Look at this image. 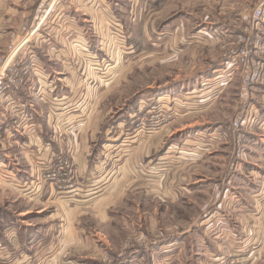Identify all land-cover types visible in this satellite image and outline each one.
<instances>
[{"label": "rangeland", "instance_id": "rangeland-1", "mask_svg": "<svg viewBox=\"0 0 264 264\" xmlns=\"http://www.w3.org/2000/svg\"><path fill=\"white\" fill-rule=\"evenodd\" d=\"M96 2L79 14L85 43L66 37L74 28L62 24L66 54L35 52L30 65L22 54L28 43L10 41L0 55V68L21 62L27 74L33 69L28 78L41 80L32 84L29 106L42 121H35L30 147L15 159L27 177L15 190L0 176L6 181L0 183L6 240L27 226L39 228L27 247L43 228H68L66 238L71 228H90L88 235L93 228H115L119 247H100L82 264H120L131 255L153 264L162 255L154 246L174 240L170 252L181 264H264V146L258 141L264 138V52L251 55L256 40L264 45V0ZM40 39L32 37L29 46ZM245 49L250 52L242 60ZM258 70L263 79L250 82ZM34 131L47 135L45 147ZM145 137V151L133 154L143 163L126 165ZM188 140L196 142L189 155ZM162 155L171 157L159 160L160 173H151L145 164L155 165ZM30 181L41 186L29 187ZM45 185L54 199L35 211L30 192L44 193ZM86 187L104 190V201L64 203L67 191L81 198L75 190Z\"/></svg>", "mask_w": 264, "mask_h": 264}, {"label": "crops", "instance_id": "crops-1", "mask_svg": "<svg viewBox=\"0 0 264 264\" xmlns=\"http://www.w3.org/2000/svg\"><path fill=\"white\" fill-rule=\"evenodd\" d=\"M93 1L94 3L99 0H59L56 5L54 6L52 10V14L50 18L48 19L49 22L45 23L41 26V28L35 32L33 35H31L30 29L33 27V25L37 22V15H36V5L38 0H0V55L4 54L6 50V45L8 42H13L15 44H21L24 40H27L25 47V52L22 51V54L25 55L26 60L30 61V65H32L31 59L35 56V52H37L38 55H44V56H50L52 55H64L66 54L65 45H63V35L61 31H63L65 27H68L70 25L72 28H74L73 32L66 33L65 36H73L79 38L81 33L79 32L80 29V18L79 14L83 15L85 9H90L89 7L92 6L90 2ZM97 3V2H96ZM95 3V4H96ZM98 4V3H97ZM73 11H76L77 14H74ZM81 11V12H79ZM78 16V17H77ZM63 17V18H62ZM66 25L64 27V25ZM70 28V27H68ZM14 29V30H13ZM24 33V35L21 37L20 34ZM14 32L20 33L19 35H15ZM70 34V35H68ZM40 43L38 40L36 42L34 41V47L29 46L31 44L30 39L32 37H41ZM193 36V35H192ZM192 36L189 38L191 39ZM81 37V36H80ZM82 38V37H81ZM80 41L84 42L86 39L83 37ZM59 42V43H58ZM32 45V44H31ZM33 47V48H32ZM42 53V54H41ZM40 58V57H39ZM64 61V60H63ZM62 62L61 65H63V68L65 67ZM28 65L27 63L25 66ZM27 67V66H26ZM31 68V66H30ZM62 68V69H63ZM33 70L32 68L30 71ZM67 70H69L67 68ZM25 77V83L20 88L19 91H11L7 94L5 98H0V176H5L8 178L9 185H11L12 189H18L17 185H21V181L24 177H27L23 175L22 171L19 169L21 166L18 164L15 159L18 160V156L20 153V148L22 147H30L28 144L31 142L30 136H33V130L36 128L34 127L35 121L38 123H41V118H33L34 115L30 111V98L33 95V86L35 83L41 82L36 81L33 78H28L29 73ZM64 70H61L60 73H63ZM34 74V72H33ZM77 74V69L75 72V75ZM35 93V92H34ZM24 96V97H23ZM28 98V100H27ZM28 104L29 106V112H26L25 109L23 111L21 110L22 107H25ZM33 117H32V115ZM26 121L25 123H22ZM22 124V125H21ZM264 128V122L261 123ZM27 127V128H26ZM37 133L36 131H34ZM40 131L36 135H38ZM42 133V132H41ZM40 133V135H41ZM38 135L39 141L42 143L43 147H45V143L42 140V137ZM26 136V137H25ZM134 136V135H132ZM142 137V136H141ZM142 139L138 146H135V149L132 150V156L128 157L126 159V165L130 166L132 164H135V162L139 163L141 161V164L143 163L142 159L135 160L133 157V154L137 152H144L146 146L144 145V140ZM23 141V144H20V142ZM131 140L130 142H132ZM147 141V140H146ZM190 141V142H189ZM258 141L261 145L264 146V138H259ZM28 142V143H27ZM192 142V144H191ZM195 141L194 140H188V144L192 147L187 148L188 154L192 153V150L195 149ZM198 143V142H197ZM175 147V145H172ZM149 147V146H148ZM147 147V149H148ZM131 147V149H133ZM126 150L129 148H125ZM23 150H26L25 148ZM31 150V149H30ZM173 151H177L179 153H182L181 149H174ZM168 152H172L170 149H165L164 154H169ZM26 153V152H25ZM171 156L169 155H162L158 157V159L155 162V165H149L145 164L148 170L151 173H160V167L163 166L161 163H159V160H164L166 158H169ZM180 157V156H178ZM167 160L166 163H170ZM173 161V160H172ZM84 164V165H83ZM100 164L95 163L94 167L98 166ZM86 166V162L83 161L82 164H77L78 168H81ZM143 169V167H142ZM99 172V176H101L102 171L97 170ZM3 172V173H2ZM0 183L3 186V184L6 182L5 180H1ZM37 183L35 181H30L26 185L29 187H34L38 189ZM0 185V186H1ZM85 186V185H84ZM51 186L45 185L43 186V192L38 190L35 193L31 194L30 192L29 202H32V204H37L35 208L37 210L35 211H41L44 210L47 207V203L43 206V201L47 202L48 199L53 200V194L49 192L48 196L47 194V188H50ZM97 188V186H95ZM93 188H85L83 191V188H77L75 191L83 192L81 193V198L76 197L71 194L72 191H67L66 196H62L64 203H73L74 206H81L86 204L87 207L89 206H95L96 204L102 203L104 200L102 198L105 197L104 190L99 189L98 191H101L96 194V190L91 191ZM51 191V190H50ZM19 192V191H18ZM62 192V191H61ZM66 191H63V194ZM93 192V193H92ZM20 193V192H19ZM79 194V192L77 193ZM1 195V194H0ZM65 195V194H64ZM58 197V196H57ZM56 197V198H57ZM48 198V199H47ZM109 199H107L108 201ZM72 201V202H70ZM111 201V199L109 200ZM38 205L40 208H38ZM27 210V209H25ZM94 215H100V210H94ZM24 211V210H23ZM2 215L0 214V228L3 224ZM25 227V225H24ZM30 226H27V228H19V232L15 231L17 235L15 237H12V241L6 240L5 234L1 232L0 230V245H3L6 247L7 251L5 255L8 257L10 264H82L86 261H92L95 257V254L98 253L100 250V247L106 248L109 251H115L119 245L116 241V234L114 233L115 228H93L92 231L89 233L90 228H71V234L69 237L66 238V230L68 228H43L41 232V237L36 240L32 245L27 247V240L30 237L31 234H35L39 232V228H28ZM21 230V231H20ZM185 231L184 233H186ZM23 234V235H22ZM90 234L92 235V242L88 240L90 238ZM88 236V237H87ZM174 242V243H172ZM173 246V247H172ZM175 248V240L170 242H164L158 245L154 246L153 251H156L157 254L162 253L160 257H153L152 263L153 264H181L182 261L180 258H176L175 256H172L170 251L174 250ZM239 248V245L237 246ZM26 249V252L23 250ZM152 250V249H151ZM164 252H170L166 257L164 256ZM133 258L129 257L124 260V262L120 264H145L144 258L142 255H131ZM167 259V260H166ZM177 261H175V260ZM3 259L0 258V264H5L2 262ZM88 264V263H85ZM115 264V263H113ZM119 264V263H116Z\"/></svg>", "mask_w": 264, "mask_h": 264}, {"label": "built area", "instance_id": "built-area-1", "mask_svg": "<svg viewBox=\"0 0 264 264\" xmlns=\"http://www.w3.org/2000/svg\"><path fill=\"white\" fill-rule=\"evenodd\" d=\"M58 1L59 0H40V3L38 5V9H37V16H40V12L45 8L44 16L35 25V27L32 29L31 35H33L35 32H37L41 28V26L44 24V21H45L47 15L50 13L51 9H53L54 4L57 3ZM260 14H261V9L259 8V9H257L256 15L259 17ZM26 42H27V40H24L23 42H21V46L23 44H25ZM253 46L255 49L252 51L251 55L256 56V54L264 52V45H259L257 40L254 42ZM255 46L258 47V49ZM260 47H263V48H260ZM17 51H18V47L11 53V55L15 56ZM248 51H249V49H245V50H242L240 52L242 60H243V58H245L247 56ZM258 63H260V62H258ZM257 68H258V66H257ZM8 70H9V73H7ZM26 75H27V69H26V67L23 66V64L21 62H18L17 65H14V67L13 66L9 67V66H7V64L3 65L0 68V98H5L7 96V94L10 93L11 91H14V92L19 91L20 88L25 83ZM249 77L251 79L250 82L258 81L259 79H263L261 77V74L259 75V70L252 72ZM38 78H37V81L41 82L40 78L39 79ZM243 122H244V120H243ZM237 124H238V121L236 120L235 123L232 125V127H236ZM223 134L225 135V133H223ZM219 138H220V136H219ZM6 251H7L6 247L3 245H0V258L3 259L2 262H4L5 264H10V261L8 259L9 255H8V257L3 255V254H6Z\"/></svg>", "mask_w": 264, "mask_h": 264}, {"label": "trees", "instance_id": "trees-1", "mask_svg": "<svg viewBox=\"0 0 264 264\" xmlns=\"http://www.w3.org/2000/svg\"><path fill=\"white\" fill-rule=\"evenodd\" d=\"M40 56V55H39ZM43 58V57H42ZM41 137L43 142H49V138L47 137V135H45L44 131L41 133ZM105 141V140H104Z\"/></svg>", "mask_w": 264, "mask_h": 264}, {"label": "bare ground", "instance_id": "bare-ground-1", "mask_svg": "<svg viewBox=\"0 0 264 264\" xmlns=\"http://www.w3.org/2000/svg\"><path fill=\"white\" fill-rule=\"evenodd\" d=\"M262 20V19H261Z\"/></svg>", "mask_w": 264, "mask_h": 264}]
</instances>
